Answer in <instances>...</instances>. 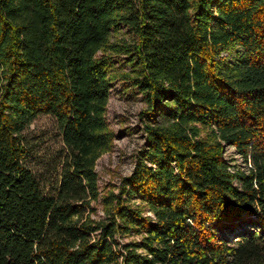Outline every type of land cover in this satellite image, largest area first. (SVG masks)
Returning <instances> with one entry per match:
<instances>
[{
    "label": "trees",
    "instance_id": "16d2710c",
    "mask_svg": "<svg viewBox=\"0 0 264 264\" xmlns=\"http://www.w3.org/2000/svg\"><path fill=\"white\" fill-rule=\"evenodd\" d=\"M115 81L144 143L101 189ZM0 264H264V0H0Z\"/></svg>",
    "mask_w": 264,
    "mask_h": 264
},
{
    "label": "rangeland",
    "instance_id": "374dc122",
    "mask_svg": "<svg viewBox=\"0 0 264 264\" xmlns=\"http://www.w3.org/2000/svg\"><path fill=\"white\" fill-rule=\"evenodd\" d=\"M129 38L128 35H121ZM129 70V69H127ZM145 103L140 96L129 94L120 81L113 82L108 103L107 119L110 128L116 133L112 148L104 152L96 163L99 185L102 188L119 183L122 176L129 175L134 167L135 155L144 143V131L140 112ZM54 120L49 116L36 119L29 128L35 140H43V150H56L60 144ZM225 157L230 161L231 168H244L242 157L231 146L225 148ZM102 214L100 204L95 205Z\"/></svg>",
    "mask_w": 264,
    "mask_h": 264
}]
</instances>
